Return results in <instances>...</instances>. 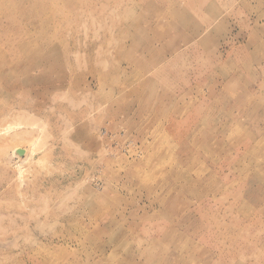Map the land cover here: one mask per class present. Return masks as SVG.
<instances>
[{"label": "rangeland", "instance_id": "rangeland-1", "mask_svg": "<svg viewBox=\"0 0 264 264\" xmlns=\"http://www.w3.org/2000/svg\"><path fill=\"white\" fill-rule=\"evenodd\" d=\"M0 264H264V0H0Z\"/></svg>", "mask_w": 264, "mask_h": 264}, {"label": "bare ground", "instance_id": "bare-ground-1", "mask_svg": "<svg viewBox=\"0 0 264 264\" xmlns=\"http://www.w3.org/2000/svg\"><path fill=\"white\" fill-rule=\"evenodd\" d=\"M19 125V124H18ZM9 126V125H8ZM15 126V125H14ZM12 127V126H11ZM18 128V127H17ZM16 129V128H15ZM8 130V129H7ZM4 131H6V130H4ZM23 150V152H19V150ZM14 154H18V155H22V154H25V156H23L22 157V159H27V158H29V156H30V153H31V150H29L28 148H26V147H22V146H18V147H15L14 148ZM13 154V155H14ZM16 156V155H15ZM14 157V156H13ZM19 160H21V159H19ZM23 161V160H22Z\"/></svg>", "mask_w": 264, "mask_h": 264}, {"label": "water", "instance_id": "water-1", "mask_svg": "<svg viewBox=\"0 0 264 264\" xmlns=\"http://www.w3.org/2000/svg\"><path fill=\"white\" fill-rule=\"evenodd\" d=\"M19 152H23V150L21 149V150H19Z\"/></svg>", "mask_w": 264, "mask_h": 264}]
</instances>
